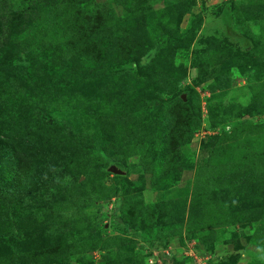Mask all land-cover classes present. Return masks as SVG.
<instances>
[{"label":"rangeland","instance_id":"obj_1","mask_svg":"<svg viewBox=\"0 0 264 264\" xmlns=\"http://www.w3.org/2000/svg\"><path fill=\"white\" fill-rule=\"evenodd\" d=\"M0 264H264V0H0Z\"/></svg>","mask_w":264,"mask_h":264}]
</instances>
